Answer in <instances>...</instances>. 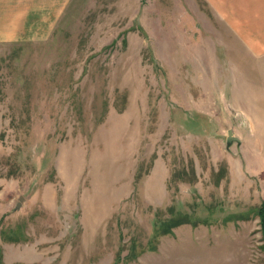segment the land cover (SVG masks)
Listing matches in <instances>:
<instances>
[{
    "label": "rangeland",
    "instance_id": "obj_1",
    "mask_svg": "<svg viewBox=\"0 0 264 264\" xmlns=\"http://www.w3.org/2000/svg\"><path fill=\"white\" fill-rule=\"evenodd\" d=\"M27 5L0 40V264H264V0Z\"/></svg>",
    "mask_w": 264,
    "mask_h": 264
},
{
    "label": "crops",
    "instance_id": "obj_2",
    "mask_svg": "<svg viewBox=\"0 0 264 264\" xmlns=\"http://www.w3.org/2000/svg\"><path fill=\"white\" fill-rule=\"evenodd\" d=\"M89 1L92 0H0V19L2 20L0 40L15 39L26 32L31 24L32 9L25 4H67Z\"/></svg>",
    "mask_w": 264,
    "mask_h": 264
},
{
    "label": "trees",
    "instance_id": "obj_3",
    "mask_svg": "<svg viewBox=\"0 0 264 264\" xmlns=\"http://www.w3.org/2000/svg\"><path fill=\"white\" fill-rule=\"evenodd\" d=\"M258 214L260 216V224L264 232V203L259 207ZM185 222H191L186 215H184L183 218H180V219L178 218V220L172 222L171 225L169 226L170 227L169 230L167 231L170 232L175 226L185 223Z\"/></svg>",
    "mask_w": 264,
    "mask_h": 264
},
{
    "label": "water",
    "instance_id": "obj_4",
    "mask_svg": "<svg viewBox=\"0 0 264 264\" xmlns=\"http://www.w3.org/2000/svg\"><path fill=\"white\" fill-rule=\"evenodd\" d=\"M233 140H239V138L237 136H235L234 134V130L233 129H229L228 131V137H227V142L231 143ZM21 205V202H18V206Z\"/></svg>",
    "mask_w": 264,
    "mask_h": 264
}]
</instances>
